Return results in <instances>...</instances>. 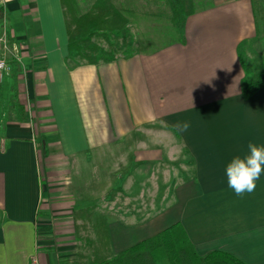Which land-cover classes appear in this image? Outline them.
Listing matches in <instances>:
<instances>
[{"label":"crops","instance_id":"obj_1","mask_svg":"<svg viewBox=\"0 0 264 264\" xmlns=\"http://www.w3.org/2000/svg\"><path fill=\"white\" fill-rule=\"evenodd\" d=\"M212 2L187 18L183 42L98 64L68 60L62 0L0 6L13 67L0 82V264H61L51 216L74 233L91 206L114 252L179 222L199 254L264 264V172L240 197L225 174L249 143L264 145V87L244 97L240 56L264 30L254 0ZM142 180L158 205L138 206Z\"/></svg>","mask_w":264,"mask_h":264},{"label":"trees","instance_id":"obj_2","mask_svg":"<svg viewBox=\"0 0 264 264\" xmlns=\"http://www.w3.org/2000/svg\"><path fill=\"white\" fill-rule=\"evenodd\" d=\"M73 1V0H72ZM64 2V8L67 0ZM158 5L168 10V22L165 26L163 36L166 40L147 38L141 40L138 47L142 50H156L173 41H184L185 24L187 18L194 12L210 7L214 4L212 0H158ZM65 8V18L69 32V54L68 60L76 64H98L110 62L116 59L113 53L101 49L92 39L94 36L110 38V32L115 35L117 32H128L129 15L124 8H118L109 0H98L94 5L97 12L84 14L77 17L73 14L76 10ZM159 15V16H158ZM72 16V18H71ZM163 17L162 14H157ZM156 16V17H157ZM69 19L75 21V30L83 34L79 39L73 35L74 28H71ZM84 23V25H83ZM80 25V26H79ZM75 31V32H77ZM246 42L240 45V56L245 69V76L242 81V92L245 98H249L258 90L264 87V60L260 69H252L243 58V49ZM134 51L129 52L132 54ZM97 55L94 57V55ZM113 55V56H112ZM78 59V60H77ZM93 206L80 208L75 213H87ZM107 224H104V235L108 237ZM105 237V238H107ZM88 264H247L235 255L223 251L212 250L206 254H199L190 240L185 228L179 222L163 229L158 234L141 240L130 247L117 252L105 255V252L98 253Z\"/></svg>","mask_w":264,"mask_h":264},{"label":"rangeland","instance_id":"obj_3","mask_svg":"<svg viewBox=\"0 0 264 264\" xmlns=\"http://www.w3.org/2000/svg\"><path fill=\"white\" fill-rule=\"evenodd\" d=\"M98 0H67L65 8L71 10H76V13L73 14L77 17L84 16V14L91 15L92 13L97 12L94 10V5ZM115 4L118 8H124L129 13H134L129 18L128 32L119 33L117 32L113 35L110 32V38L102 36H94L92 39L97 43L101 49L113 53L116 58L120 56H125L131 50L137 49L138 44L141 40L147 38H154L160 40H166V36L162 35V32H165V26H167L168 18L166 7L158 5V0H109ZM256 3V11L259 17L262 31L264 30V0H254ZM65 3L63 2V5ZM64 8V9H65ZM157 14H162L163 17H158ZM157 16V17H156ZM72 18V16H71ZM71 28H74L72 32L73 35H76V38L79 39L83 34H79L75 30V21L69 19ZM84 25V23H83ZM80 26V25H79ZM77 31V32H75ZM263 40V39H262ZM243 58L249 64L252 69H260V62L264 58V40L262 42L256 41L251 42L246 45L243 49ZM97 55L95 54L94 57ZM113 56V55H112ZM78 60V59H77ZM146 180V178H144ZM142 180L141 183L144 186L145 195L138 198V206L146 207V204L157 203L161 200V197L151 196V192L155 193L156 189H153L155 182L151 183L149 181ZM154 199V202H153ZM117 201V198L112 200ZM124 208L132 206L130 204V199L124 198L122 200ZM134 202V201H133ZM120 203L119 199L117 204ZM158 205V203H157ZM87 213H75V222L76 227L74 233L67 232V227L56 228L54 221L57 217L51 216V234L49 235L51 239L52 247L55 250V253H58L62 259L61 264H88L89 261L93 260L95 255L98 253L105 252V255L111 253L120 252L128 247H125L117 252H114L110 244L109 236L104 235V224L108 223V218L100 212L97 207H92ZM151 215L150 213L140 212L137 215V219L140 221L145 220ZM122 216L125 221H130L132 214L127 211L122 212ZM135 221V220H134ZM70 226V225H69ZM162 231V230H161ZM159 231V232H161ZM61 233V235L59 234ZM159 232L153 234L152 236L158 234ZM149 236V237H152ZM107 237V238H105ZM149 237H145L149 238ZM141 239V240H144ZM139 240V241H141ZM137 241V242H139ZM136 242V243H137ZM67 243V244H66ZM135 244V243H134Z\"/></svg>","mask_w":264,"mask_h":264},{"label":"clouds","instance_id":"obj_4","mask_svg":"<svg viewBox=\"0 0 264 264\" xmlns=\"http://www.w3.org/2000/svg\"><path fill=\"white\" fill-rule=\"evenodd\" d=\"M190 125L186 122L182 131H187ZM248 153L244 156H234L225 166L227 185L237 197L256 190L257 181L264 172V145L249 143Z\"/></svg>","mask_w":264,"mask_h":264},{"label":"built area","instance_id":"obj_5","mask_svg":"<svg viewBox=\"0 0 264 264\" xmlns=\"http://www.w3.org/2000/svg\"><path fill=\"white\" fill-rule=\"evenodd\" d=\"M6 0H0V6H4ZM0 44L3 46L5 50L9 48V41L6 35V32L0 35ZM13 70L12 64L10 63L7 55L0 56V82H2L5 78L11 75ZM33 264H40L38 260H34Z\"/></svg>","mask_w":264,"mask_h":264}]
</instances>
